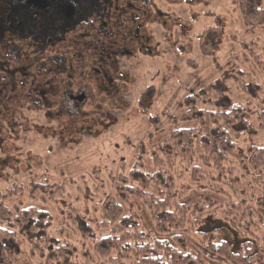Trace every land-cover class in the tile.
I'll return each instance as SVG.
<instances>
[{
    "label": "trees",
    "instance_id": "trees-1",
    "mask_svg": "<svg viewBox=\"0 0 264 264\" xmlns=\"http://www.w3.org/2000/svg\"><path fill=\"white\" fill-rule=\"evenodd\" d=\"M237 9L244 26L264 28V0H237ZM226 78L256 106L228 99L222 83ZM211 90L186 96L179 120L192 126L173 130L155 149L143 153L126 176H118L117 200L108 197L99 217L69 215L64 226L55 229L47 212L4 206L19 190L0 194V264L24 258L39 264H88L94 258L100 264H206L207 259L264 264V146L253 144L264 134V99L259 101L264 89L233 66ZM243 178L247 182L242 187ZM211 180L228 190L224 218L215 223L194 220L211 206L193 210L180 198ZM181 181L188 184L184 187ZM40 187L46 191V185ZM210 187L220 191L222 186ZM60 189L49 188L52 196ZM137 200L153 223L151 231L140 224ZM187 228L200 237L196 254L189 251L183 234Z\"/></svg>",
    "mask_w": 264,
    "mask_h": 264
},
{
    "label": "flooded vegetation",
    "instance_id": "flooded-vegetation-1",
    "mask_svg": "<svg viewBox=\"0 0 264 264\" xmlns=\"http://www.w3.org/2000/svg\"><path fill=\"white\" fill-rule=\"evenodd\" d=\"M195 1L0 0V177L105 134L140 72L189 53Z\"/></svg>",
    "mask_w": 264,
    "mask_h": 264
},
{
    "label": "rangeland",
    "instance_id": "rangeland-1",
    "mask_svg": "<svg viewBox=\"0 0 264 264\" xmlns=\"http://www.w3.org/2000/svg\"><path fill=\"white\" fill-rule=\"evenodd\" d=\"M187 10L185 8L181 14L189 20L185 24L190 27L189 37L192 39L189 53L174 60L168 72L165 71L166 64L151 69L146 77L144 72H140L130 99L125 103L124 114L116 115L117 122L105 134L94 139L80 133L78 148L55 150L51 152L50 162H34L28 169L18 172L12 169L13 172L2 175L0 194L19 190L17 195L4 202L6 208L18 205L19 208L34 207L47 212L52 217V227L55 229L63 227V220L68 219L69 215L73 217L79 213L99 217L101 206L108 197L117 200L115 184L118 176H126L143 153L155 149L173 130L192 126L179 120L185 111L183 102L186 96L200 91L211 92V85L233 66L243 70L264 89V58H260L264 48V28L244 26L237 0H197L189 15ZM256 58L261 64L255 61ZM156 72L164 80L162 84L159 83L160 79H154ZM222 83L228 99L236 104L256 106L254 102L250 103L246 94L236 90L230 78ZM263 99L264 96H261L259 101ZM105 109L106 106L101 111L105 112ZM253 144L264 146V134L259 133L253 139ZM246 182L247 178H243L240 186H245ZM40 184L46 185V191L41 189ZM181 184L185 187L188 183L181 181ZM214 184L218 186L217 189L222 186L220 191L208 188ZM52 186L60 187L61 192L52 196V190H49ZM201 186L191 187L180 198V203L193 210L201 204L211 206L195 214L194 220L200 218L209 223L220 222L224 218L222 211L228 190L213 180L210 183L201 182ZM136 202L141 206L140 224L144 230L151 231L153 223L142 201ZM92 227L95 228L94 225ZM183 234L188 239L189 251L196 254L200 245L199 235L189 228ZM94 261L88 264L101 263L97 258ZM17 264L39 263L36 259L24 258ZM206 264L226 263L207 259Z\"/></svg>",
    "mask_w": 264,
    "mask_h": 264
}]
</instances>
